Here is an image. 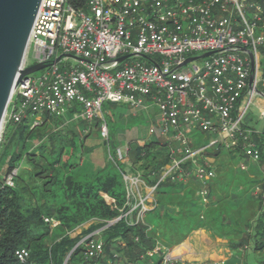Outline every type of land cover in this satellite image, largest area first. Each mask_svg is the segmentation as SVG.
I'll return each instance as SVG.
<instances>
[{"label":"built area","instance_id":"2783aa9c","mask_svg":"<svg viewBox=\"0 0 264 264\" xmlns=\"http://www.w3.org/2000/svg\"><path fill=\"white\" fill-rule=\"evenodd\" d=\"M39 8L23 66L46 63L47 71L20 81L4 121L29 118L36 125L45 116L74 111V117L91 124L99 117L100 133L107 137L105 102L135 108L153 104L160 124L152 133L169 148L153 185L139 170L122 171L127 201L121 214L83 234L63 264L77 247L88 264H100L104 229L122 218L129 224L145 222L146 212L158 206V185L167 179L196 180L198 201L209 203L208 184L216 176L210 149H236L244 157L261 160L264 132L249 126L245 114L264 92V0H87L82 5L42 0ZM208 51L213 53L201 57V63L198 58L185 63ZM63 56H75L77 66L61 67ZM252 59L255 78L250 86ZM195 130L210 136L199 143ZM117 149L118 159L128 157L129 146ZM246 167L241 162L240 168ZM254 188L264 218V180ZM170 251L157 240L141 258L157 254L162 264H172ZM15 253L22 263L42 264L31 258L27 246ZM177 261L197 264L180 257Z\"/></svg>","mask_w":264,"mask_h":264},{"label":"trees","instance_id":"16d2710c","mask_svg":"<svg viewBox=\"0 0 264 264\" xmlns=\"http://www.w3.org/2000/svg\"><path fill=\"white\" fill-rule=\"evenodd\" d=\"M70 1L74 3L76 1L82 5L87 0ZM6 124L7 127L0 142V164H2L3 170L0 173V264H25L18 259L15 253L17 248L25 246L30 249L31 258L41 261L42 264H63L68 251L82 237L69 234L68 231L72 230L73 225L83 221L88 216L97 218L98 223L84 231L88 233L104 226L107 220L121 214V210L127 201V189L122 175L125 168L120 169L117 166L115 168L109 164L91 176L86 175L80 178L79 175L68 171L60 179L57 164L75 166L77 162L70 159H66L64 163L60 162V159L53 161L46 159L43 162L38 158V155L43 158V143L39 142L35 149H30L27 144V140L33 138V133L37 127L45 123L33 125L29 118H24L21 122H13V120L8 119ZM15 138L19 139H17L18 144L10 153L9 146L13 144L12 141ZM75 139L73 136L74 148L77 147ZM80 141L83 147L85 138H80ZM66 142L62 147L63 150L66 147ZM133 144H130L129 148V153L133 154L130 156L131 167L135 168L137 162L141 160L142 164L139 165L140 169L138 168V170L141 171L147 182L153 185L160 178L161 166L166 164L168 160L169 148L167 144L159 140ZM22 156L27 157L30 168L27 167L28 169L20 171L21 166H18L17 162ZM5 158L7 160L4 162ZM9 175H12V183L8 181ZM43 178L47 179L43 182L40 181ZM32 180H35V183L32 184ZM54 184H58L62 188L61 193L53 188ZM168 186L176 187L173 181L167 179L158 185L157 193L162 192L161 190L164 191L163 193H167L168 190L165 189ZM37 189L40 190V193ZM60 198L62 200H59ZM159 202H161L160 195L159 197L157 195V205ZM167 202L184 205L185 209L182 213H178L181 214L182 220L180 219L179 222L183 221L182 227L177 225L168 229L162 227L163 235H161L159 220L162 215L163 219L168 216V212L161 214L158 206L146 212L145 222L129 224L127 220L122 218L104 229L102 236H104L105 252L97 260L102 264L137 262L141 259L142 253L154 247L157 240L160 242L162 239L169 241L175 233L186 235L187 233H182L183 228L190 232L192 229L188 228L187 222L191 221V218L192 222L196 219V226L202 224V221L197 218L199 214L197 199L176 200L170 196L166 200ZM218 206L220 204L212 205L207 208V211L211 208L215 210ZM56 213L66 231L60 239L51 236L52 224L45 220V217L53 218V214ZM168 218H172V215ZM46 223L49 224V227L47 230H43ZM244 226L247 232L239 243H234L235 246L246 244L248 240H251L252 221L247 222ZM52 242H54L53 245H51ZM161 243L167 247L163 241ZM255 248H264V238L260 243H256ZM74 257L78 258V264H88L89 262L85 259L80 247L74 249L68 264H72ZM160 261L161 258L155 264H162Z\"/></svg>","mask_w":264,"mask_h":264},{"label":"rangeland","instance_id":"374dc122","mask_svg":"<svg viewBox=\"0 0 264 264\" xmlns=\"http://www.w3.org/2000/svg\"><path fill=\"white\" fill-rule=\"evenodd\" d=\"M59 62V65L61 67H70V66H77L78 59L75 58V56H68L67 58H64ZM199 63L203 61V58L197 59ZM29 62L33 63L34 60L32 57L29 58ZM47 71V68L36 70L34 74L38 75L41 73H44ZM254 103V102H253ZM251 104V107L249 109V113H254L255 121L257 122V126H262L264 124V118L262 119L260 116V109L255 105ZM104 108V119L108 123V136L103 137L100 133V122L101 119L98 117L94 119L93 127L90 129V133H84L82 131V127H88L90 124L87 122L84 118L79 119H71L70 118H63L62 116H56V117H50L46 120H42L45 124H42L37 127L36 131L33 133V138L27 140L28 147L30 149H35L37 147V144L39 142L43 143V158L38 155V158L42 160L43 162L47 160L53 161L56 159H60V162L64 163L66 159H70L72 161H76L77 163L75 166H61L58 165V177L62 179L64 177V174L66 172H71L75 175H79L80 178H83L84 176H91V174H94L97 170L103 169L107 167V164H110V166H114L116 168L120 167V169H129V166L131 167L130 159L125 156L124 159H118L116 157L117 148L125 149L127 146L130 148V144L134 143L133 145L137 143H144L145 141H151L156 140L157 137L152 133V126L158 125L159 123L158 119V111L156 105L150 104L148 108H145L144 106H136L131 107L128 104L124 103H113L110 101H107L103 104ZM73 113V112H72ZM98 122V124H97ZM82 125V126H81ZM7 127L6 121L3 122V127L0 132V142L2 139V136L4 134V131ZM90 128V127H89ZM194 137L197 138V141L199 143H203L205 141V133L200 130L194 131ZM73 136L76 138L75 143L77 145L76 148H74L73 144L74 141H72ZM85 138V143L83 144V147L81 146L80 138ZM18 139V138H17ZM16 138L14 139L13 144L9 146L10 153L11 150H14L15 146L18 144ZM162 140V139H161ZM68 141V142H66ZM66 144L65 149L63 150V146ZM132 146V145H131ZM132 148V147H131ZM110 149V150H109ZM130 150V149H129ZM111 152V153H110ZM112 154V155H111ZM133 156V154H132ZM135 156V155H134ZM37 158V157H35ZM8 159V157H7ZM5 158L4 162L7 160ZM80 159L82 161L80 162ZM129 161V162H128ZM29 162L32 164V162L29 160ZM18 166H21L19 168L20 171H23V169L30 168V165L27 161V157L22 156V158L17 162ZM61 163V164H62ZM129 164V165H128ZM138 165L142 164V161L140 160L137 162ZM2 164H0L1 166ZM109 166V165H108ZM28 167V168H27ZM140 169V167H139ZM138 170V169H137ZM3 170L0 168V173H2ZM6 172V169H5ZM235 179L234 184L237 186L240 183V179L243 178L242 171L238 170L237 172L232 170L230 173ZM28 178V177H27ZM47 178L40 179V181H44ZM28 180V179H27ZM31 183H35V180H32ZM41 183V182H40ZM58 184H54L53 188L57 190V192H62V188H58ZM39 189H37L38 191ZM148 188H142L141 191L146 192L148 191ZM243 190H240L241 193H243ZM149 192V191H148ZM40 193V190L38 191ZM158 193L155 192V196L157 197ZM63 198V197H62ZM60 198L59 200H62ZM108 200H110L107 197ZM173 201V200H172ZM173 203V202H171ZM244 204V203H243ZM227 203L220 204V206L216 207L214 210L213 208L209 209L204 212L202 209L199 210V214L197 218H199L202 221V224L199 226L195 225V221L187 222L188 228H191L192 230H196L197 228H204L206 230L212 231V235H215L216 237H228L229 241L237 242L241 239H243V235H245L246 228L245 224L250 221V212L247 210L245 212H237L234 211L233 207H230L229 210L226 209ZM228 206V205H227ZM171 210L173 207H169ZM247 208V205L245 206ZM219 209V210H218ZM173 215L172 218L170 213H168V216H166L163 219V215L161 216V219L159 220L160 224V232L162 234V227L165 229H168L171 226H183V221L180 223L179 220L181 219V216L177 215V211L172 210ZM208 215V216H207ZM54 221L52 222V231L51 236L54 238H61V236L64 235L65 229L60 223V219L56 214H53ZM249 219V220H248ZM182 220V219H181ZM239 220V222H238ZM98 219L94 217H87L83 221L76 223L73 225L72 230L68 231L71 236H82L85 234V230H89L90 227L96 223H98ZM248 226V225H247ZM49 227V224L46 223L43 227V230H47ZM202 231V230H201ZM214 232V233H213ZM198 233V232H197ZM194 233L193 234H197ZM168 236V234H167ZM104 237V236H103ZM185 237V234H179L175 233L171 236V239L169 241H165L164 239L161 240L168 246H173L174 244H177ZM160 238H162L160 236ZM215 241V240H213ZM55 242V241H54ZM51 245H53V243ZM181 243V242H180ZM179 244V243H178ZM50 245V246H51ZM251 248H245L244 244L240 246H235L233 243V247L231 248L232 253L237 256L240 260L244 261L245 263L249 264H263L264 263V249L256 250L254 249V245L251 244ZM171 255L173 256L172 250L170 251ZM160 256L155 254L154 256H146L140 259V264H155V262L159 261ZM234 258V257H233ZM78 258L74 257L72 260V264H78ZM109 260V259H108ZM100 264H102L100 262Z\"/></svg>","mask_w":264,"mask_h":264},{"label":"crops","instance_id":"0c3cea01","mask_svg":"<svg viewBox=\"0 0 264 264\" xmlns=\"http://www.w3.org/2000/svg\"><path fill=\"white\" fill-rule=\"evenodd\" d=\"M253 102V104H255L260 109V116L263 119L264 114H262V112H264V96L258 95L253 100ZM72 112L74 111L66 112L63 115L62 119L64 120V118L70 117L71 119L82 118L80 116L79 118L74 117V114ZM245 116V121L249 126L254 127L260 132H264V124L262 126L256 125L257 122L255 121L256 116H254V113H249L248 110ZM44 119L46 120V116ZM93 123H90L88 127L85 128L83 126L81 128L82 131L84 133H90V129H92L91 127H93ZM157 124L159 125L160 123L157 122ZM158 125H153L152 129L154 130ZM208 136H210V134L205 133L204 139L208 138ZM261 149L262 156L260 158L261 160L259 161L244 157L240 150L236 149H210L208 152H210L213 156L212 159L216 171V176L212 178L208 184V187L210 189L209 203L204 204L198 201L199 210L202 209L203 211H205L212 205L223 204L225 202L228 205H226L228 207L227 210H229L230 207H233L234 211L237 212H245L246 210L250 212V221H252V227L250 229L251 240H248L247 244L250 248L252 246L251 244H253L254 249H256V243H260L264 238V218L260 214L261 203L258 200L256 189L254 188L257 183H261L264 180V145H262ZM130 156H132V153L128 152L129 159ZM81 161L82 159H80V162ZM241 162L247 164L246 169L240 168ZM130 163L131 159L129 164ZM108 165L109 164H107V166ZM0 167L2 168V166ZM138 168V164H136L135 168L129 166L128 171L137 172ZM232 170H234V172L240 170L242 171V174H244L243 178L240 179V183L237 186L234 184L235 178L229 174ZM197 184L198 182L196 180L190 179L189 181L181 183L174 182V185H176V187L168 186L165 189L166 191L168 190L167 193H163L164 191L161 190L162 192L158 194V197L160 195L161 199V202H159L158 204V209L161 210V214L168 212L173 215L172 210H175L177 211V215L180 216L181 214L178 213H182V211L185 209L184 205L171 204V202L166 203V200L170 196L176 200H186L188 198L198 200L196 192ZM243 189L244 191L243 193H241L240 190ZM246 205L247 208H245ZM169 207H173L172 210ZM183 232L187 234L180 241L181 243L178 242L179 244L177 243L173 246H169V248L173 252V257L175 258V261L172 264H181L177 261L178 257L190 262H196L197 264H249L240 260L232 253L231 248L233 246L228 237H216L215 235L214 238V235H212V231L206 230L204 228H197L196 230H191L190 232H188L186 228H183L182 233ZM193 232L198 233L193 234ZM233 243L236 244L239 243V241Z\"/></svg>","mask_w":264,"mask_h":264},{"label":"water","instance_id":"95a60500","mask_svg":"<svg viewBox=\"0 0 264 264\" xmlns=\"http://www.w3.org/2000/svg\"><path fill=\"white\" fill-rule=\"evenodd\" d=\"M41 2L42 0H0V132L7 115L8 103L20 81L47 66L41 62L23 66ZM212 53L213 51H208L189 57L185 63ZM128 56L130 54L120 56L117 61ZM251 73L250 86L255 78L254 59ZM259 94L264 96L262 91Z\"/></svg>","mask_w":264,"mask_h":264}]
</instances>
